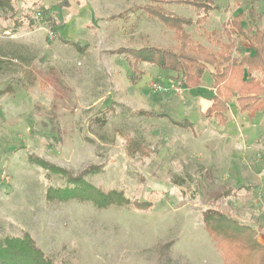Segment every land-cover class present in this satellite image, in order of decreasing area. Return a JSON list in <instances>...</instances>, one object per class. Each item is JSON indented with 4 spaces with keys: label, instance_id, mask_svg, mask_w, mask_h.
<instances>
[{
    "label": "rangeland",
    "instance_id": "obj_1",
    "mask_svg": "<svg viewBox=\"0 0 264 264\" xmlns=\"http://www.w3.org/2000/svg\"><path fill=\"white\" fill-rule=\"evenodd\" d=\"M214 2L204 26L186 27L213 50L207 32L227 41L223 23L239 10L255 12L243 27L264 25V0ZM149 3L0 8V238L27 231L56 263L223 264L206 208L264 231V96L253 113L230 98L219 122L204 115L211 67L194 88L156 65L129 67L123 49L177 43L143 10ZM165 6L196 17L190 6ZM86 183L129 202L98 205Z\"/></svg>",
    "mask_w": 264,
    "mask_h": 264
},
{
    "label": "trees",
    "instance_id": "obj_2",
    "mask_svg": "<svg viewBox=\"0 0 264 264\" xmlns=\"http://www.w3.org/2000/svg\"><path fill=\"white\" fill-rule=\"evenodd\" d=\"M171 3L190 6L195 10L196 17L174 13L165 6ZM10 6L11 0H0V8ZM216 7L218 6L214 0H151V4H145L143 10L150 18L158 20L174 32L176 45L173 48L147 45L122 51L129 58V67L133 70L141 71L138 64L144 62L174 71L175 77L184 88L198 87L203 73L211 67L210 74L215 92L204 115L224 122L230 98L235 97L241 111L253 113L264 96V25L243 27L244 19L253 17L255 12L252 6L239 10L223 23L222 33L227 37V41L217 36L214 30L207 32L208 42L218 47L213 50L196 41L186 27L204 26L210 12ZM239 36L247 42V46L236 41ZM129 76L135 81L133 72ZM52 169L54 172H64L54 167ZM63 174L68 180H74L69 179L65 172ZM86 185L92 190L91 195L99 201L98 205L114 201L129 202L115 190L103 193L88 183ZM66 190L71 189L64 188V191ZM50 192L52 191L48 189L47 194L50 195ZM142 203L145 202H133L140 208ZM202 220L210 239L222 255L223 264H264V244L257 238L263 228L261 224L252 226L215 208H206L202 213ZM0 264L65 263H56L35 244L31 235L24 231L20 236L0 238Z\"/></svg>",
    "mask_w": 264,
    "mask_h": 264
},
{
    "label": "crops",
    "instance_id": "obj_3",
    "mask_svg": "<svg viewBox=\"0 0 264 264\" xmlns=\"http://www.w3.org/2000/svg\"><path fill=\"white\" fill-rule=\"evenodd\" d=\"M248 224H250V225H252V226H257V225H259L260 223H254V222H247ZM257 238H258V240L261 242V243H263L264 244V231H261V232H259L258 233V235H257Z\"/></svg>",
    "mask_w": 264,
    "mask_h": 264
}]
</instances>
